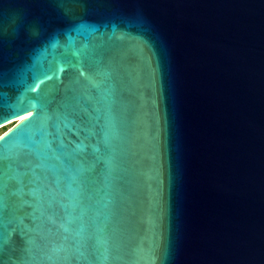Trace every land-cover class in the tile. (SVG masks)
Here are the masks:
<instances>
[{
	"label": "water",
	"instance_id": "water-1",
	"mask_svg": "<svg viewBox=\"0 0 264 264\" xmlns=\"http://www.w3.org/2000/svg\"><path fill=\"white\" fill-rule=\"evenodd\" d=\"M0 264H264V0H0Z\"/></svg>",
	"mask_w": 264,
	"mask_h": 264
},
{
	"label": "rangeland",
	"instance_id": "rangeland-1",
	"mask_svg": "<svg viewBox=\"0 0 264 264\" xmlns=\"http://www.w3.org/2000/svg\"><path fill=\"white\" fill-rule=\"evenodd\" d=\"M15 122H17V121H13V122L9 123L8 125L1 127L0 128V135L2 133H4L5 131H7L9 128H11L15 124Z\"/></svg>",
	"mask_w": 264,
	"mask_h": 264
},
{
	"label": "bare ground",
	"instance_id": "bare-ground-1",
	"mask_svg": "<svg viewBox=\"0 0 264 264\" xmlns=\"http://www.w3.org/2000/svg\"><path fill=\"white\" fill-rule=\"evenodd\" d=\"M20 120H21V118H18V119H16V120H13V121H17V122H18V121H20ZM13 121L7 122L6 124H4V125L0 126V128H1V127H3V126H6V125H8L9 123H11V122H13Z\"/></svg>",
	"mask_w": 264,
	"mask_h": 264
}]
</instances>
